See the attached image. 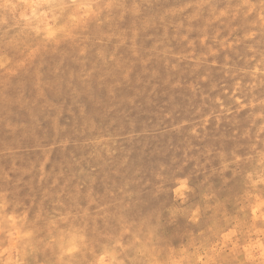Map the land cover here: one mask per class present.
I'll return each mask as SVG.
<instances>
[{
	"label": "rangeland",
	"instance_id": "374dc122",
	"mask_svg": "<svg viewBox=\"0 0 264 264\" xmlns=\"http://www.w3.org/2000/svg\"><path fill=\"white\" fill-rule=\"evenodd\" d=\"M0 264H264V0H0Z\"/></svg>",
	"mask_w": 264,
	"mask_h": 264
},
{
	"label": "bare ground",
	"instance_id": "6f19581e",
	"mask_svg": "<svg viewBox=\"0 0 264 264\" xmlns=\"http://www.w3.org/2000/svg\"><path fill=\"white\" fill-rule=\"evenodd\" d=\"M56 45V44H55ZM55 47V46H54ZM222 74V73H221ZM221 76V75H220ZM254 89V88H253ZM33 123V122H32ZM139 156V155H138ZM154 168V167H153ZM152 168V169H153ZM141 185H142V183H141ZM142 192V191H141ZM153 194V193H152ZM140 195V199H138V197H137V199H134V201L132 202V203H130L129 204V206L131 207V206H134V205H137V204H140L141 203V205H154V203L156 202V200H157V198L156 197H154V195H148V197L147 198H145L142 194H139ZM147 214H148V217H149V212L147 211Z\"/></svg>",
	"mask_w": 264,
	"mask_h": 264
}]
</instances>
